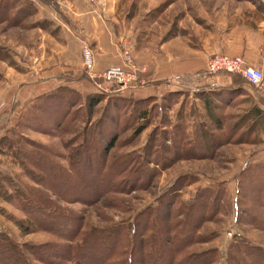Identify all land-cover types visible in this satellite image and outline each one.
I'll return each mask as SVG.
<instances>
[{"label":"rangeland","instance_id":"obj_1","mask_svg":"<svg viewBox=\"0 0 264 264\" xmlns=\"http://www.w3.org/2000/svg\"><path fill=\"white\" fill-rule=\"evenodd\" d=\"M6 2L11 5L10 9ZM31 9L35 11L29 12ZM85 43L92 53L94 74L111 67L109 65L122 66L123 51L127 49L134 64L133 70L129 71L135 74L136 80L120 91L136 99L146 97L139 105L151 109L148 126L140 134H134L135 127L141 122L135 117H120L125 113L129 115L133 106L118 101L119 98L113 96L115 93L111 95L110 84H93L87 79L70 83L80 92L79 99L72 103L73 106L58 102L57 108L58 115L66 111L69 119L75 120L71 125L64 124L52 135L18 126L8 135L35 154L44 153L47 157L46 151L42 147V151L39 150L38 145L47 147L50 150L48 157L72 172L71 179L80 184L73 185L72 180L49 176L47 183L56 186L60 195L51 191L46 195L61 211L68 210L66 212L76 214L78 218H59L64 211H57L56 215L53 208L46 206L53 215L45 210L48 216L38 221L30 220L36 225L32 232L24 234L6 213L24 220L33 219L32 214L37 216L24 210L23 204L16 207L14 202L0 198V229L18 243L53 245L56 251L48 249V253L58 255L55 258L57 264H75L70 257L71 240L77 241L76 237L71 238L74 230L58 231L51 224L55 220L64 224L63 227L72 229L74 225L86 231L125 226L138 218L139 225L145 223L150 228L149 216L160 217L159 224H163L165 221L160 214H167L169 208L170 213L165 218L172 225L183 222L189 216L187 213L197 212L194 223L199 225L197 234L206 239L190 243L192 236L182 239L181 234L177 235L181 238L170 239L165 243L171 251L166 257L178 250L175 263L183 264L186 260L190 264H201L203 255L216 249L212 264H227L228 246L240 238L264 250V228H259L264 227V194L259 193L260 185L255 184L253 173L243 172L247 166L254 168L255 164L263 166L264 171V120L254 115L258 101L262 96L264 99V92L255 86H247L246 94L229 96V91L234 88L231 83L237 81L240 74L209 72V62L217 55L239 56L251 66L264 62V0H0V136L7 134L19 113L36 95L63 83L56 79L59 74L67 73L73 78L86 74L90 80H100L91 78L84 67L82 48ZM177 67L181 69L179 76L170 78L169 71ZM214 75L227 83L220 88L222 98H212L211 107L206 110L192 89L207 83ZM156 80L165 83L155 88L150 83ZM173 89L179 90L180 94H169L168 91ZM93 93L104 98L88 109L86 96ZM164 94L172 96L171 106H167L168 100H163ZM117 102L120 103L119 111L114 108ZM54 107L56 109V102L51 112ZM13 108L14 112L10 113ZM42 109L49 111L48 106L47 110L46 107ZM198 113L201 115H196ZM110 116L112 118L107 120ZM99 119V124L107 120V135L116 138L105 164L99 165L97 160L90 159L95 163L84 162L82 168H71L67 161L68 150L72 143L81 141L83 128L90 132ZM200 119L208 126L206 133L216 141L208 145L207 141L195 137L191 149L210 156L184 158L185 150L193 151L187 145H182L178 155L158 147L161 143L167 146L171 143L162 138L163 131L170 133L167 138L171 140L185 126L186 136L190 137L191 124H199ZM61 129L66 132H60ZM20 132L26 141L20 138ZM226 137L232 138L222 143ZM32 143L37 147L30 146ZM143 152H146L145 156ZM129 153L135 156L130 161L133 167L129 165L122 177H116L114 168L116 170L119 164L115 160ZM141 155L143 159L139 157ZM132 169H137L136 174H131ZM0 172L37 186L24 176L8 150L0 153ZM178 179L177 185L172 187ZM202 189H209L210 195L216 194L214 204H210L209 198V205L202 212L185 208L189 200L198 198ZM67 197L73 199L67 200ZM141 211L143 213L139 215ZM251 215L260 217L263 224L256 227L250 220ZM68 219L73 222L69 224ZM106 250L105 245L96 250L92 264L101 263ZM124 250L122 259L128 261L131 250ZM135 253L142 259L145 252ZM119 256H112V259Z\"/></svg>","mask_w":264,"mask_h":264},{"label":"trees","instance_id":"obj_2","mask_svg":"<svg viewBox=\"0 0 264 264\" xmlns=\"http://www.w3.org/2000/svg\"><path fill=\"white\" fill-rule=\"evenodd\" d=\"M6 4L8 5L7 2ZM50 4L53 3L50 2ZM8 7L7 8L10 9L11 5H8ZM20 10L21 7L17 8L16 13ZM33 11L35 10L34 9L29 10V12H33ZM220 73L230 74L228 72H218L217 74ZM239 77L240 78L237 81L235 82L232 81L231 84L232 86H234V88L232 87L233 89L231 88V90L229 91L230 92L229 96L246 94L244 84L247 82L241 75ZM56 79L57 81L59 82L62 81L63 83H59L52 90L36 95L31 100V103L27 105L19 113L17 120L8 129L7 134H3L0 136V153L5 152V150H8L12 154V156L17 160L20 169H22L24 172V176L32 180L37 185V186L28 185L19 179L14 180L12 176L0 172V198L8 202H14V205H16V207H20V205L23 204L24 210L27 209V212H29L30 214L35 213V215L37 216L36 218L32 214L33 219L28 218L27 220L26 219L24 220V219L15 218L13 215L6 213L7 214L6 216L12 219L13 222L18 226L20 230H22V233L24 234L32 232L33 227H35L36 224H34V222L31 223V221H34V219H36L37 221L41 218L45 219L46 216H48L47 213H51V209L47 210L45 208L46 206L53 208V211L56 212L55 213L56 215L58 214L57 211H61L56 205L52 203V201H50L51 199L49 195H46L47 194L46 192L48 191L53 192L54 194H56V196H58V194L60 195L58 188L56 186L47 183L46 180L47 177L50 176L52 178L55 177L61 178L64 179L65 181L72 180L73 185L77 182L76 180L71 179L70 173L72 172H70L66 167L61 165L58 161L56 162L50 157H48L50 150L47 147L42 146L41 144L38 145L39 150L42 151V149H40L42 147L46 151V153L48 154L47 157L46 155H44V153L35 154V152H33L31 149L23 147L21 143H17L16 139H13L8 134L12 132V129L14 127L17 128L18 126H22L23 128L28 130L32 129L37 131H44L52 135L54 130L59 131L64 124L66 125L67 123L71 125L75 120L72 118L69 119V115H66V111H64L61 115H58L59 112L58 106L60 104L57 105L58 102L64 101L66 102V104L68 103L69 106H73L72 103L76 102L79 99L80 92L75 87H72L70 83L82 79H87L91 83L98 85L99 83L104 82L102 79L97 81L96 79L90 80L89 77L86 76V74L79 78H75V77L73 78L67 75V73H63V74H59L56 77ZM164 83H165L164 80H156L150 84L153 86H159ZM115 87L118 88L119 86L116 84H111V89H109L110 94L112 95L115 93L116 95L113 96L118 97L119 98L118 101L120 102L126 101L128 104H131V106H133V110L129 111L130 113L128 112L129 115L125 113V115H122L120 117H122V119H124L126 116L127 119L131 117L133 118L135 117L137 121H140L141 123H138V125L134 129L135 135L140 134L148 126V122H149L148 119L150 117V112H151L150 108L148 109L146 106L141 107L139 105L140 100H145L146 97L145 98L138 97L137 99L134 97H129L127 96L129 94H125L122 91H120L121 88L116 89ZM217 88L218 87H216V85L214 84L204 83V84H200V86L197 85L193 87L192 93H195V95L197 96L196 98L201 99V103L204 106V109L207 110L208 107H211L210 101L212 100V98H217V97L222 98V96H220V94H222V92H220L222 89H217ZM168 92L169 94L174 93L176 96L180 94L179 90H174L172 92L168 91ZM100 93L104 94L101 91ZM171 97L172 96H169L167 94H164L162 96L164 101L168 100L167 106L172 105L171 104L172 100L170 99ZM103 98L104 96L99 95V93H93L87 95L86 105L88 109H92ZM132 98H134V100ZM55 102H56V109L54 107V109L51 112V108L53 106V103ZM212 102L215 103V101ZM227 102L229 103V101ZM258 102L259 105H257L256 108L254 109L255 110L254 115H257L258 117H260L261 120L262 119L264 120V108H262L264 107L263 96L260 98ZM119 105H120L119 102H117L116 105H114V108L118 111L120 110ZM47 106L49 111L47 110ZM122 106L124 105H121L120 107ZM42 107L44 109L46 107L47 111L43 110ZM14 110L15 108H13L10 113H13ZM38 113H40L41 115H37ZM196 115H201V113H198ZM111 118H112L111 116L107 117V120ZM100 120L101 119L97 120V122L92 126V129H90V132L84 131L83 128L84 133L83 132L81 133V137H82L81 141L79 143H75V145L72 143V147L71 149L68 150L69 153H67L68 165H70L71 168H75L76 166L82 168L84 166L82 163L84 162L86 164L88 163L92 164L91 162L95 163V161H90V159L97 160L99 165L105 164L108 152L111 148L114 147L116 138L114 137V135L111 136L107 135V132L109 130L107 120L106 122L103 120L102 124H99ZM199 121L200 122L197 125L195 124V122L191 124L192 131L190 137L186 136L185 126L182 128V131H180L177 134V137L171 138V140L167 138V135H169L170 133L168 131H163L164 134L162 138L168 140L169 143L171 141L172 145L170 143V146H167L166 144L161 143L158 147L163 148V150L166 151H172L174 152L173 155H176L178 152L179 153L181 152V149L183 148L182 145L183 146L187 145L188 147L190 146L189 150H193V151L187 152L188 149L185 150L184 155L183 156L181 155L184 158L197 157L195 155H198V157L200 158L210 156V154L206 155L205 153L204 154L198 153V151H195L194 148L191 149L192 140L195 137L200 138L203 141H207L208 145H211L213 142L216 141L215 139L212 140V138H210L211 135L206 133V130H208V126L205 124V121L202 119H200ZM200 124H202V126L199 128L198 125ZM60 132H66V131L65 129H61ZM20 134H21L20 138L26 141V139L22 135L23 133L20 132ZM78 134H80V132ZM231 138L232 137H229L226 140H222L223 141L222 143L229 142ZM215 145L218 146V143ZM30 146H36V145L32 143L30 144ZM147 150L148 149H146V151ZM213 151L214 149L211 152ZM143 153H144L143 155L145 156L146 152ZM143 155L139 157L143 159L144 158ZM57 156H59V154H57ZM130 156H131L130 153L125 154L119 157L117 160H115L116 163L119 164V166L122 165L120 168L118 166L116 170L114 168V175L116 177L117 176L122 177V175L126 173V171L128 170L129 165L130 167H133L131 166L132 162L130 161H132V158H135V156L134 155L131 156V159ZM33 160H35L34 164H33ZM136 164H139V162L136 161ZM253 167L254 168L247 166V168L243 169V172L250 171L251 173H253L255 179L253 180L255 184L260 185L259 193L262 196V194H264L262 192L264 190L263 188L264 171L263 168L261 167L263 166L259 164H255L253 165ZM257 169H259V171H257ZM132 170L130 171L131 174H136L137 169H134L133 171ZM181 178L182 177H179V179ZM179 179L172 184V187L177 185ZM239 183H240V178L237 179V186H239ZM78 184L80 183L78 182L77 185ZM77 192L80 194V190H77ZM208 192H210L209 189L200 190L198 194V198L196 196L194 197L195 199L193 198L189 200L186 203L185 208L191 210L192 212H194L193 210L196 211L204 210L207 207V205H209V198L211 199L210 204H214L217 196L215 193L210 195ZM61 197L66 198L65 196H61ZM69 199L72 200L73 198L67 197V200ZM45 210L47 211V213L45 212ZM63 211H64V215L60 216L59 218L63 216L66 218H76V219L78 218L76 214L66 212L68 210L62 209L61 212ZM142 213L143 211H141L139 215H141ZM169 213H170V209L168 208L167 214ZM167 214L165 215L160 214V216L164 218L163 220L165 221L163 224H159L160 217L156 218L155 216L153 217L149 216L151 218V222L149 223L150 228L149 225L145 223H141L139 225L136 222L138 218L135 219L136 221L132 222L131 224H127L125 226H117L116 228H110V229L92 228L86 231L83 230L81 231L80 228H77L74 225L73 227L75 228L72 229L68 226L63 227L64 224L55 222L56 220L51 224L55 225L58 231L62 230L63 233H68L69 232L67 231L68 229H70V232L74 230L71 238L76 237L77 241L71 240L72 245L70 247V257H72V260H74L75 264L78 263L92 264V258L95 256L96 250H98L100 247L102 248V245H105L107 250L104 260L99 264H142L143 261H144L143 264H156V263L181 264V262L175 263L176 253L178 252V250L176 251V253H172L170 256L166 257L167 253H170L171 251L170 249L166 248L165 243H169L170 239L179 238L180 236L177 237L178 234H181L182 239H184V237L187 235L192 236V239L189 240L190 243L205 241L206 239H201V236L197 234L199 225L196 226L194 224L196 221V217L198 216L197 212L193 213L192 215L187 213L186 215L189 216H186L183 222L179 221L177 224H173V225L167 222V219L165 218ZM50 215L53 214L51 213ZM139 215L137 217H139ZM251 217L252 218L250 220H252V223L256 225V227L260 226L259 223H261V225L263 224L262 223L263 221H261L260 217L253 215H251ZM72 222H73L72 219L71 220L68 219L69 224H71ZM142 224L145 225L142 226ZM175 227H179L178 230L175 229ZM259 228L262 229L264 227L261 226ZM124 248L131 250L132 253L129 257H127L128 261L122 259L126 251L124 250ZM48 249H53L52 250L53 252L56 251V247L53 245L49 246L48 244L32 245L29 243H18L14 239H12L7 233H5L0 229V264H35L34 262L32 263V260H34L35 262L38 261L42 264H57L55 258H58V255L53 252H52L53 254H49ZM135 252L138 253L140 252V254L145 252L144 257L142 259L141 258L138 259L137 253ZM216 253H217L216 249H213V250H208L205 255L202 254L205 257L202 258L203 262L201 264H212L216 259L215 258ZM115 255H120V256L118 257V259L113 260L112 256ZM132 255L133 257H131ZM30 257L32 258V260L30 259ZM48 257L51 259H49ZM226 263L227 264H264V250L256 245H252L251 243L245 241L242 238H240L239 240L236 239L232 241L228 246V250L226 253ZM183 264H190V262L183 260Z\"/></svg>","mask_w":264,"mask_h":264},{"label":"built area","instance_id":"obj_3","mask_svg":"<svg viewBox=\"0 0 264 264\" xmlns=\"http://www.w3.org/2000/svg\"><path fill=\"white\" fill-rule=\"evenodd\" d=\"M83 64L87 73L91 78L97 77L102 79L105 83L116 84L120 88H126L132 85L136 76L133 72L134 64L130 59L127 49L123 51V65L111 66L104 69L101 73L94 74L92 69L94 67V61L90 47L85 43L82 48ZM209 72L216 74L218 72L238 73L240 74L250 86H255L264 92V68L251 66L241 57H227V56H215L213 61L209 62Z\"/></svg>","mask_w":264,"mask_h":264},{"label":"crops","instance_id":"obj_4","mask_svg":"<svg viewBox=\"0 0 264 264\" xmlns=\"http://www.w3.org/2000/svg\"><path fill=\"white\" fill-rule=\"evenodd\" d=\"M81 33V32H80ZM109 66H112V65H109ZM253 66V65H252ZM254 66L255 67H260V68H264V62L263 63H261V62H256L255 64H254ZM179 70H181L180 68H172L170 71H169V76H170V78H177L178 76H179ZM218 78H220V77H218V76H212V78H210V79H208V81H207V83H209V84H214V85H216V87H218L217 89H220L223 85H225L226 83H227V81L226 80H220V79H218ZM247 86H250L249 84H247V83H245L244 84V88H245V92H246V90L248 89L247 88ZM159 87V86H158ZM157 86H156V88H158ZM247 88V89H246ZM173 90H177V89H173ZM247 93V92H246ZM255 98V97H254ZM262 108H264V107H262Z\"/></svg>","mask_w":264,"mask_h":264}]
</instances>
